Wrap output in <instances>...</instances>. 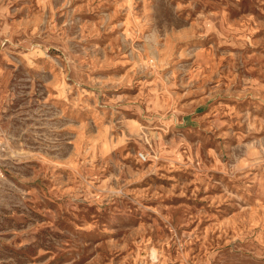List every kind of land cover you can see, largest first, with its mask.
Wrapping results in <instances>:
<instances>
[{
  "label": "rangeland",
  "instance_id": "rangeland-1",
  "mask_svg": "<svg viewBox=\"0 0 264 264\" xmlns=\"http://www.w3.org/2000/svg\"><path fill=\"white\" fill-rule=\"evenodd\" d=\"M0 264H264V0H0Z\"/></svg>",
  "mask_w": 264,
  "mask_h": 264
},
{
  "label": "built area",
  "instance_id": "built-area-1",
  "mask_svg": "<svg viewBox=\"0 0 264 264\" xmlns=\"http://www.w3.org/2000/svg\"><path fill=\"white\" fill-rule=\"evenodd\" d=\"M138 159L141 160V161H145L147 158H146V156L143 153H140L138 155Z\"/></svg>",
  "mask_w": 264,
  "mask_h": 264
}]
</instances>
